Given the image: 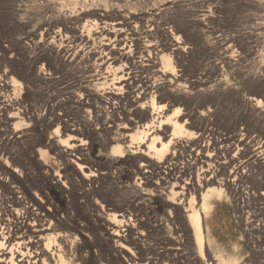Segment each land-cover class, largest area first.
Segmentation results:
<instances>
[{"label":"rangeland","instance_id":"rangeland-1","mask_svg":"<svg viewBox=\"0 0 264 264\" xmlns=\"http://www.w3.org/2000/svg\"><path fill=\"white\" fill-rule=\"evenodd\" d=\"M68 1L55 0L59 4L56 8L65 14L78 9ZM83 1L90 8L105 9L110 14L119 10L141 14L142 22L135 28L138 36L163 51L162 29L193 27L210 54L190 41L194 46L192 56L172 57L169 69L177 75L173 84L176 97L182 98L177 104L180 106L174 107L192 114V128L188 131L193 134L177 140L180 147L175 150V157L162 168L141 166L131 155L134 148L130 147V138L120 129L125 123L122 116L115 114L110 119L113 130H102L98 120L89 127L79 116L75 105H79L77 97L86 90L81 82L88 77L76 71L82 65L76 63V69L59 66L37 78L19 75V68L28 58L43 59L36 67L48 63L37 40L30 45V51L26 50L28 57L22 46L28 42L27 33L51 18V14L40 11L37 0H0V102L13 104L0 110V214L8 220L4 231L26 235L22 217L27 215L24 207H29L31 213L41 216L30 217L32 223L50 229L44 240H33L29 235L36 244L28 253L40 254L44 248L58 244L61 264H132L112 246L99 216L104 217V208L116 214L124 210L127 222L135 228L123 244L138 259L146 257L149 264H194L196 245L176 205L180 197L175 192L179 190L170 192L174 181H169V185L166 182L172 174L199 181L202 172L210 167L218 180L226 179L233 171L236 176L232 179L236 180L230 188L222 187L224 193L210 200L202 216L205 249L220 264H264V108L250 114L251 107L244 104L247 98H258L264 105V0H82L77 6ZM89 16L85 18L91 23L87 24L86 35L98 46L95 17ZM177 35L183 38L181 29ZM227 45H232L231 49H226ZM88 50L87 46L84 53ZM224 55L237 57L225 63L221 59ZM136 69V85H141L142 78L147 79L148 85H161L153 73L141 74ZM11 78L18 82L15 86ZM105 87L89 89L101 91ZM158 93L166 95L164 90ZM97 104L93 99L88 102L97 112L110 111L103 103ZM49 120L58 121L50 126ZM62 125L74 129L86 141L80 163L84 162L97 175L95 183H85L74 165L59 152L57 139ZM96 127L101 129L96 131L98 134L93 132ZM109 138L114 142L110 144ZM197 139L202 141L198 148L194 145ZM48 141L50 149L45 146ZM113 146L120 149L121 158L116 165H110V158H105ZM204 146L210 147L208 153L213 160L209 162L201 149ZM56 180L63 186L62 194ZM106 193L112 196L109 200ZM189 194L187 200L191 198L194 210L199 212L196 204L200 195ZM16 210L20 217L15 216ZM59 235L65 245L58 241ZM40 258L39 264H58L56 256L41 254Z\"/></svg>","mask_w":264,"mask_h":264},{"label":"bare ground","instance_id":"bare-ground-1","mask_svg":"<svg viewBox=\"0 0 264 264\" xmlns=\"http://www.w3.org/2000/svg\"><path fill=\"white\" fill-rule=\"evenodd\" d=\"M25 1L30 2L34 0ZM37 1L39 2L38 9L42 12H49L51 14V18L43 21L40 25L34 27L27 33L26 38H28V42L23 43L24 45L22 46V49L24 50L23 52L25 56L28 57L27 54H29V52L26 53V50L28 49L30 51V45L34 44L35 40H37L38 42L36 43L38 45L40 44V48H42L43 53L46 54L48 63H42L36 67L35 65L43 59L40 60L38 57L31 60L28 58L22 67H20L21 65L18 66L20 67L18 70L19 75L26 78H37L48 75L47 71L50 69L52 71H56L59 66L76 67V63L78 65H82V67H78L77 65L78 68L76 71L88 75V77L81 82L85 84L84 87L86 90H84V93L81 96L77 97V103L79 105H75V109L78 110L80 114L79 116H81L84 123H86L89 127H93L95 126L92 123L93 120H98L100 122L99 126L102 130L112 129L114 126H111L112 128H110L109 123L112 122L110 119H113L115 114H118L122 116V123L125 122L120 129L126 137L130 138V147L134 148V150L131 152V155L133 156L134 160L140 162L141 166L152 165L156 169H160L162 166L173 160L172 158L175 157V150L180 147L179 141L177 140L185 136H190L193 133L188 131V129L192 128L189 123L192 114L183 112L184 109L181 107H174L180 106L177 104L179 101H182V98L178 97V99L174 92L176 90H174L175 88L173 87V84L177 80L175 78L177 75L169 70L171 58L189 57V55H191L194 51V46L192 43L200 45V49H206V51L209 53V47L205 46L201 39H199L193 27L189 29L187 27H179L177 25L175 28L167 27L162 29V34L164 36V45L162 44V46L165 48L164 51L167 52L165 54L162 50L163 48L160 49L157 46L151 44L149 41L138 36L135 28L136 24L142 22L141 14L124 12L121 10L115 11L114 14H110L105 9H93L94 7H88V5H86L87 2L85 1H83V4L80 5V7L77 6L80 4V2H82V0H69L68 2L73 5V8L77 7L78 9H75L72 11V13L65 14L64 11H62V13L56 8V5L59 6V4L56 3L55 0ZM201 12L203 13V11ZM89 15L95 17V28L99 41L98 46H94L91 43V39H89V37L86 35L87 24L89 22L85 20V18H88ZM83 21H86V23ZM180 29L183 33V38L180 35H177ZM260 29L262 30L261 27ZM190 41L193 42L190 43ZM224 44L225 43H223V45ZM87 46L89 47V50L84 53V49ZM230 46L227 45L226 49H229ZM228 51L229 50H226L225 52ZM235 57L224 55L221 59L222 62L224 61L226 63V61H234ZM134 68L139 69L138 72L141 74H146V72L153 73V76L161 80V85L157 86L158 84L156 85L153 83L148 85L149 82H146L147 79L146 81H143V78L141 79L138 77L137 79H141L142 81L139 82L141 85H136L137 83L135 84L136 80L134 79L135 75H133V72L135 71ZM138 76L140 77V75ZM10 80L12 86H15L16 83H18L12 78ZM97 85H106L107 87L101 90L102 92L98 89H89V86ZM4 86L5 85L1 84V87ZM160 90H164L166 92L165 97L158 95ZM89 99H93L96 104L103 103L106 105V108L110 109V111H107V113L97 112L91 105H88V102L90 101ZM244 101L246 102L244 103L245 105H249V107H251L248 109L250 114H255L256 111L264 108L263 102L258 98H247V100ZM8 102L6 100L1 101L0 110L3 109L5 105L6 107H9L8 105H13ZM160 103L164 104L160 105ZM93 106L96 107L95 105ZM57 121L49 120L47 123L48 125L53 126ZM99 129L100 128L96 127L94 128V131H92L94 134H98L96 131ZM120 129L118 128V130ZM61 130L62 132L60 136L58 135L57 139V142L60 143L59 152L63 156L65 155L67 157V163L71 164L72 166L74 165V168L80 174L82 180L85 183H95L97 175L93 174L88 166L84 165V162L80 163L83 160V152L86 150V141L78 137L75 133V130L70 129L68 126L62 125ZM134 140H136L135 143H133ZM108 141L111 144L114 142V139L109 138ZM200 142L202 141L197 139V141L194 142V145L198 148L200 147ZM50 143L51 142L48 141L47 144H45L46 148L50 149ZM239 144H242V142ZM237 146L238 145H235V148H237ZM209 148L207 146L201 147L203 153H205V160L208 162L213 160V157L208 153ZM39 152L43 153V151ZM75 156H77V158H75ZM105 158H110V165H116L121 158L119 147L113 146L111 153ZM201 176L202 177L199 179V181L198 179L194 181L192 178L187 180L185 178H181L180 175L177 176V174H172L170 175L169 179L167 178L168 181L166 180V184L172 180L174 183L172 184L170 192H173L175 189L179 190L178 192H175V194L179 195L180 197L178 202H176V205H179L180 208L178 210H180L182 213V218L184 217L185 222L188 223V227H190L192 237L196 245V252H193L194 257L196 258L194 264H220L217 258L215 259L213 255L211 256L210 252L205 249L206 236L204 233L202 216L207 212L210 200L215 196L217 197L221 195L223 192L222 187L230 188L233 185V182L236 180H233L236 176V173L233 171L227 175L226 179L218 180L216 171L208 167L202 172ZM238 176L241 178L240 175ZM232 177L234 178L232 179ZM56 184L58 185L57 187L62 194L63 186H61L57 180ZM189 189H191L190 192ZM191 192L195 194V196L200 195V198L196 204L199 205V212H197V209L194 210L195 207L193 206L192 199L190 198L187 200V197L190 196L189 193ZM105 197L107 200H109V197L112 196H108L106 193ZM170 205L174 204L170 203ZM170 205L168 204V206ZM40 208L43 207L40 206ZM28 209L29 207H24V213L27 215L25 214L26 216L22 217L24 219H22V227L26 230V235H24L23 232H17V234L16 232L15 234L5 232L4 225L8 220L5 218V215L0 214V264H39L41 261V254H47L52 258L56 256L58 259V264L59 261L61 264V255H57L60 252V247L58 244H54L49 248H44V251L40 254H33L32 252L28 253L30 251L29 249L34 248V244H36V242L34 243V241H31V239L29 240V238H31L29 235L32 236L33 240L37 237L38 240H41L45 238V234L50 229L48 226H41L38 228L34 223H32L30 217L34 216L37 218L38 215L37 213H31ZM17 211L18 210H16L15 216L20 217V212L18 213ZM111 211V209L104 208L102 213L104 217L101 215L99 216L103 224L102 226H104L103 228L106 232L105 234L107 235L108 239L112 241V246L121 254H125L127 261L132 264H149V261L146 259V257H141L138 259L135 254L123 244L127 237L133 233V229L135 228L133 224L127 222L126 215L124 214L125 212H123L124 210H118L117 214L111 213ZM42 217H44V215ZM19 221L21 222V220ZM34 222L36 223V221ZM26 239L29 241L26 242ZM57 239H59L58 241H60V244L63 242L65 245L66 241L63 240L62 235H59ZM134 240L136 241L137 239L135 238ZM61 249V252H65L63 250L65 248ZM41 250H43V248ZM206 260L211 262L207 263ZM231 264L243 263L238 262Z\"/></svg>","mask_w":264,"mask_h":264}]
</instances>
